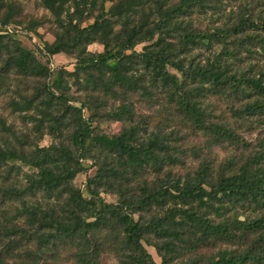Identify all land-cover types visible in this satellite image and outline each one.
Instances as JSON below:
<instances>
[{
	"label": "trees",
	"instance_id": "1",
	"mask_svg": "<svg viewBox=\"0 0 264 264\" xmlns=\"http://www.w3.org/2000/svg\"><path fill=\"white\" fill-rule=\"evenodd\" d=\"M105 1L94 21L83 25L90 17L88 11L83 17L82 8L87 5L94 9L99 0H42L62 27L52 42L44 41L40 52L46 59L41 61L35 51L13 38L12 34L22 31H9L12 24L21 23L17 7L0 0V58L5 72L48 77L53 71L52 57L58 53L74 55L79 64L73 71L62 68L52 85L45 84L32 97L11 103L14 110L29 114L35 124L47 122L51 130L63 131L66 124L72 125L73 144L55 143L29 151L18 148L17 143L0 146V168L21 161L35 169L25 188L9 186L5 193L22 197L37 190L48 194L69 191L64 213L23 199L18 212L31 223L40 244L37 253L51 251L57 256L60 244L76 243V264H99L95 236L107 230L109 236L126 244L128 264H157L143 244L150 234L163 239L162 244H153L162 264H172L179 248L194 250L217 242L237 247L219 249L201 263L192 258L177 264H264V214L242 219L239 211L264 209V136L257 149L233 169L223 167L214 173L208 162L202 161L195 173L184 178L172 166L181 161L179 146L171 143V135L161 128L149 131L142 125L144 121L136 119L134 104L129 101L136 93L149 99L163 94L173 114L206 135L210 146L238 142L239 135L226 122L211 119L213 109L204 105V100L223 97L233 103L231 111L239 117L257 116L264 122V7L255 16L250 0H233L240 4L232 13L235 16L221 25L203 28L196 25L192 14L226 0H157L149 13L146 0H121L110 8L105 7ZM152 11L155 19L150 25L147 18L154 14ZM116 24L121 25L119 30ZM37 26L34 23L29 28L36 31ZM170 35L172 40H168ZM5 39L12 42L8 44ZM94 42L102 43L104 51H89ZM146 42L143 50H136L138 44ZM214 45H220L221 51L195 61L197 49ZM66 75L73 79L72 84ZM74 84L84 88L86 99L71 93ZM70 100L81 102V106ZM84 108L91 112L89 121L83 118ZM94 108L119 117L125 126L112 136L94 133ZM92 147L101 148L111 165L96 175L99 180L109 182L118 175L150 169L157 174V181L145 183L131 197L112 203L98 197L90 185L97 182L96 177H91L89 197L85 196L72 181L83 169L81 159ZM145 212L151 214L144 217ZM8 231L11 236L32 232L17 225Z\"/></svg>",
	"mask_w": 264,
	"mask_h": 264
},
{
	"label": "rangeland",
	"instance_id": "2",
	"mask_svg": "<svg viewBox=\"0 0 264 264\" xmlns=\"http://www.w3.org/2000/svg\"><path fill=\"white\" fill-rule=\"evenodd\" d=\"M13 3L18 10L17 18L21 21L20 24L14 23L9 28L10 33L14 29H22L19 33H14L13 38L16 42L28 49L35 51L36 55L41 61H45L46 57L42 56L40 50L44 46V41L52 42L55 38V33L61 29L62 23L53 14H51L44 6L42 0H7ZM121 0H106L104 5L106 8L117 4ZM163 2H171L174 0H161ZM102 0H99V5L90 9L87 5L84 6V16L87 11L89 17L82 24L86 25L94 21V18L99 13ZM157 0H146L145 8L149 13V9L155 7ZM239 3L233 0H226L218 6H207L202 11L192 14L196 25L201 27H211L213 25H221L223 21L228 20L229 17L235 16L232 14L239 10ZM250 7L253 14L256 16L264 7V0H250ZM153 12V11H152ZM147 18L150 25L152 19H155V12ZM261 13H264L262 11ZM34 23L38 26L31 31ZM120 24H116L115 29L119 30ZM173 36H168V40H172ZM9 44L12 40L5 39ZM148 45V42L141 43L136 46L137 51H141ZM88 50L94 53L104 51V45L100 42H94L88 46ZM221 51L220 45H214L212 48L203 47L197 49L196 62L205 59L207 56L211 58L214 54ZM3 60L0 58V146L13 147L17 143L18 148L31 150L37 146H47L51 144H67L72 145L71 133L72 125L66 124L63 131L51 130L47 122L38 121L35 124L29 114L26 112H19L14 110L11 106L12 100L23 101L27 97L35 95L39 88L44 87L45 84L52 85L53 81L59 76L60 71L64 68L66 71H73L79 64L74 55L67 53H58L52 57L50 65L52 66V73L48 77L25 76L17 73L14 70L5 72L3 70ZM172 72L175 69L170 68ZM67 76V75H66ZM68 78V76H67ZM70 84L74 81L68 78ZM71 93L80 99H86L87 94L84 88L80 85L74 84L71 86ZM161 96V97H160ZM132 101L137 113L136 119L144 121L142 125L149 131H157L161 128L166 134L171 135V143L179 146L180 162L173 166L174 172L179 176L186 177V174H193L199 168L202 161H207L214 173L220 168L233 169L238 166L239 162L243 161L248 155L257 149L258 141L264 136V122L258 120V117L247 116L245 118L239 117L231 111V105L223 97L211 96L204 100V105L209 104L211 112V119L218 122H226L228 126L233 128L240 137L238 142H225L211 145L208 138L202 132H196L186 122H184L179 115H174V110L169 104L163 94H157L156 99H149L147 96L141 94H133L129 98ZM73 105L81 106V102L70 100ZM111 99L108 101V109L110 110ZM237 105V104H236ZM104 108V107H103ZM101 108V109H103ZM98 108H94V119L92 127L94 133H104L108 136L116 135L123 129L126 122L117 116H109ZM83 118L89 121L91 112L86 108L83 109ZM251 119H250V118ZM40 120V118H37ZM41 122V124H39ZM5 123L12 129L7 130ZM174 131V134L170 133ZM13 131L15 134H13ZM144 133V132H143ZM87 157L81 159L83 169L77 173L72 181V185L80 189L83 194L89 197L87 184L89 179L96 177L101 169L111 167L109 159L105 157L104 152L99 147H92L86 151ZM9 167L2 165L0 168V264H76L77 258L75 256L78 244L65 242L59 245L60 254L55 256L42 252L37 253L39 249V242L36 238L31 223L25 216H21L18 210L22 206L23 199L33 204H40L43 208H52L56 212H66L68 203L69 191H61L54 194L45 193L42 190L35 192H25L22 197H16L4 192L9 186L25 188L28 183V178L32 175L35 169L29 165L16 161L15 164L10 163ZM229 165V166H227ZM157 174L154 170L148 169L141 171L140 174L127 176L118 175L112 178L109 182L101 181L96 177V183H92V188L99 193L98 197L106 202L117 203L119 199L126 200L131 197L134 192H139L140 187L148 183L153 184ZM95 180V179H94ZM126 193V194H125ZM241 218L248 216L255 217L256 215L264 214V209L253 208H239ZM151 213L145 212L144 217H148ZM213 216V215H212ZM136 217H138L136 215ZM216 217V216H213ZM13 225L26 227L32 232L28 234H17V236L10 235L8 228ZM33 233V234H32ZM33 235V236H32ZM96 242L100 250L99 264H128L130 258L127 257L129 250L125 243H122L114 235L109 236L107 230L97 233ZM143 241L145 248L152 254L157 264H162V257L159 255L157 249L153 244L163 243V239L157 238L150 234ZM93 244H90V247ZM237 246L225 243H209L206 246H201L198 249L187 250L185 247L179 248V256L172 260V264L178 262H185L189 259H197V263L205 261L207 258L214 255L219 249L234 248ZM34 252V255H30ZM172 258L174 256H171Z\"/></svg>",
	"mask_w": 264,
	"mask_h": 264
}]
</instances>
